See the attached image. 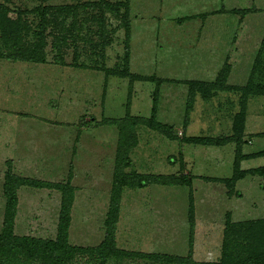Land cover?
Wrapping results in <instances>:
<instances>
[{
    "label": "rangeland",
    "instance_id": "374dc122",
    "mask_svg": "<svg viewBox=\"0 0 264 264\" xmlns=\"http://www.w3.org/2000/svg\"><path fill=\"white\" fill-rule=\"evenodd\" d=\"M94 1L99 0H0V3L14 18L18 12H28L21 19L30 30H36L39 16L29 13L34 8ZM127 3L131 26L129 71L163 81L157 121L172 126L178 138L169 140L148 128L137 127L139 146L130 155L131 166L127 171L176 178L185 175L192 184L124 190L117 247L133 253L186 257L191 191L195 216L192 258L196 262H217L228 218L233 223L264 219V181L246 176L229 193L224 184L207 179L231 177L233 146L189 145L183 138L229 136L233 119L241 108V92L217 93L209 100L195 93L189 123L184 128L186 81L213 82L228 62L231 71L227 83L245 86L260 50L261 63L264 62V0H127ZM243 11L249 13L243 15ZM100 14L98 9L91 8L78 12L77 26L84 29L82 35L86 32L93 35L99 25L92 17ZM122 14L123 9L117 15L104 13L111 44L101 50L79 43V62L98 68L123 67ZM54 19L58 25L72 23L71 16L57 14ZM24 38L30 40V33ZM46 51L48 64L0 60V231L7 162L12 163L16 175L49 182L66 181L72 170L76 192L69 241L93 247L103 239L117 139L115 127L95 122L125 115L129 79L106 77L103 71L89 68L52 65L54 52L50 47ZM72 53V47L65 51L67 62H71ZM254 81L264 83V76ZM155 87V82L133 83L132 116H150ZM263 131L264 96H250L245 112V154L264 150V138L255 137ZM260 166H264V157L240 163L244 171ZM18 200L15 234L54 239L60 194L54 190L21 188ZM237 253L240 255L242 251L238 248ZM71 264L97 263L81 255ZM106 264L167 263L127 257L111 259Z\"/></svg>",
    "mask_w": 264,
    "mask_h": 264
},
{
    "label": "trees",
    "instance_id": "16d2710c",
    "mask_svg": "<svg viewBox=\"0 0 264 264\" xmlns=\"http://www.w3.org/2000/svg\"><path fill=\"white\" fill-rule=\"evenodd\" d=\"M98 9L100 16L92 17L97 20L99 30L93 31V35H82L84 29L77 26V16L80 10ZM123 9L121 25L124 30V56L121 69H109L105 65L86 66L79 62V43L89 44L90 47H98L105 50L111 41L108 39L105 29V12L115 15ZM39 16L36 30H30L21 19L22 14L18 12L15 18L10 15L11 11L0 3V60L11 62H23L32 64H48L47 47L54 52L51 64L71 69H93L103 71L108 76H116L129 79V89L126 102L125 115L118 119H102L95 122L96 125H108L116 128L117 139L114 154V166L112 173L111 189L109 194L108 208L104 220V234L102 241L93 247H81L73 245L69 241V230L72 221V209L75 200L76 188L72 184L73 171L69 170L66 181L49 182L31 177L16 175L12 170V163H6L4 173L3 195L5 206L0 231V264H71L76 257L88 256L90 261L97 264H106L109 260H120L127 257H142L154 260V262L178 263V264H264V219L242 221L233 223L228 218L223 231L221 257L217 262H196L192 258L193 230L195 216L193 207V196L189 193L188 223L190 227V240L188 255L172 257L165 255L141 254L127 252L119 249L116 244L117 225L120 218V204L124 190L144 189L150 185L157 186H190L191 181L187 176H162L154 174H139L127 171L131 166V153L139 144L137 127L142 126L169 139H178L173 134V127L161 124L157 121V106L159 88L163 81L156 77L132 74L129 71L130 60V37L131 26L127 0L124 2H110L99 0L84 2L76 5L44 6L29 11ZM249 12L243 11V15ZM61 14L71 16L72 23L69 25H58L55 16ZM54 15V17H53ZM30 33L31 39L26 41ZM50 39V40H49ZM50 41V42H49ZM72 47L71 62H67L65 51ZM264 47V40L262 42ZM261 50L252 66L249 79L244 87L232 86L227 83L231 65L225 62L213 82L199 80L186 81L188 86V99L186 102L183 120L184 128L189 123L192 112L195 93H199L204 99L209 100L217 93L241 92V108L233 119L232 132L224 138L211 137H187L183 139L185 144L221 147L232 145L234 149V160L232 162V174L230 178L214 179L209 181L220 182L228 188L229 193L235 189L236 183L246 176L264 177V166L249 169H240V163L247 159L264 157V150L245 154L243 147L245 139V112L247 99L250 96H264V83L255 82L256 77L264 76V62L261 63ZM101 57L104 58L103 53ZM263 69V70H262ZM262 70V72H260ZM134 82H155L156 87L152 99V107L148 118L132 116L130 114L131 92ZM101 123V124H100ZM255 137L264 138V131ZM71 167V165H70ZM21 188L37 190H54L60 194V206L57 221L56 235L54 239H44L32 236H18L15 234V219L18 208V191ZM238 248L242 254H238Z\"/></svg>",
    "mask_w": 264,
    "mask_h": 264
},
{
    "label": "crops",
    "instance_id": "0c3cea01",
    "mask_svg": "<svg viewBox=\"0 0 264 264\" xmlns=\"http://www.w3.org/2000/svg\"><path fill=\"white\" fill-rule=\"evenodd\" d=\"M261 139V138H260ZM100 142H103L102 140H99ZM97 142H98V140H97ZM230 145V144H229ZM138 146H139V144H138ZM137 146V147H138ZM227 146V145H226ZM233 149V148H232ZM234 150V149H233ZM261 151H263V150H261ZM261 158V157H260ZM183 163H184V167H185V165H186V161H185V159H184V156H183ZM261 167V166H260ZM250 177V176H249ZM256 178H259V180H262V181H264V177H257V176H255ZM255 177H251V178H255ZM211 178V177H210ZM212 178H214V179H217L218 177H212ZM247 178V177H246ZM220 179H223V178H220ZM243 180V179H242ZM240 181V180H239ZM238 181V182H239ZM73 184V183H72ZM238 184V183H237Z\"/></svg>",
    "mask_w": 264,
    "mask_h": 264
}]
</instances>
